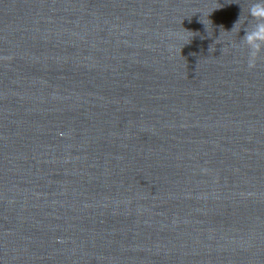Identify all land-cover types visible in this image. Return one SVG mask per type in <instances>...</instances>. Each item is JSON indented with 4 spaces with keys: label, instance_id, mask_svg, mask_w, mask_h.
<instances>
[{
    "label": "clouds",
    "instance_id": "9594fccd",
    "mask_svg": "<svg viewBox=\"0 0 264 264\" xmlns=\"http://www.w3.org/2000/svg\"><path fill=\"white\" fill-rule=\"evenodd\" d=\"M247 17H251L253 23L245 28L241 45L247 49V66L251 70L264 60V0H252L248 5ZM240 23L241 15L232 30L238 33L241 28H237V25Z\"/></svg>",
    "mask_w": 264,
    "mask_h": 264
}]
</instances>
